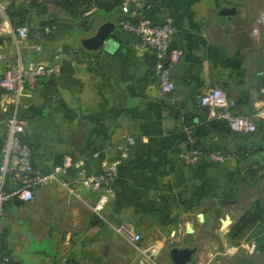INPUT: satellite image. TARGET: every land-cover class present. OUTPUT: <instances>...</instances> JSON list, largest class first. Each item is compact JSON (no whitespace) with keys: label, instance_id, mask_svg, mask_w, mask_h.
<instances>
[{"label":"crops","instance_id":"obj_1","mask_svg":"<svg viewBox=\"0 0 264 264\" xmlns=\"http://www.w3.org/2000/svg\"><path fill=\"white\" fill-rule=\"evenodd\" d=\"M121 1L15 0L7 11L14 26L43 31L41 50L24 52L25 61L60 63L58 75L26 89L17 110L33 166L42 173L63 167L58 176L70 181L81 170L104 172L125 139L133 143L102 218L90 209L96 195L71 196L56 183L37 187L31 201H6L0 228L6 264H151L114 230L121 222L140 235V247H157L160 264H173L175 246L195 247L201 264L205 253L213 262L232 254L244 264H264L258 251L235 253L250 241L231 239L247 211L259 218L241 235L264 228L258 226L264 191L251 190L264 184L263 1L141 0L136 21L159 25L169 18L175 28L171 47L180 58L171 70L175 89L166 95L154 53L118 24ZM9 42L0 35V48ZM214 87L233 99V113L256 114L255 132L232 131L200 105L199 96ZM2 96L0 89V157L10 112ZM192 148L204 154L188 164L180 154ZM211 151L224 161H211Z\"/></svg>","mask_w":264,"mask_h":264},{"label":"built area","instance_id":"obj_2","mask_svg":"<svg viewBox=\"0 0 264 264\" xmlns=\"http://www.w3.org/2000/svg\"><path fill=\"white\" fill-rule=\"evenodd\" d=\"M39 1V0H31ZM15 0H0V35L9 36L7 48H0V89L2 103L10 106V112L5 122V138L0 157V228L3 218L4 204L11 198L22 202L31 201L34 190L39 186L58 184L71 196L81 198V192L96 195V201L90 209L102 218L101 212L105 204L114 195V187L119 176V165L125 156L126 148L133 143L132 137H127L126 147L121 155L106 163V170L100 174H86L80 171L78 176L70 181L61 179L58 174L63 172V167H56L48 173H42L33 166L31 150L20 140L23 132V123L17 116V110L22 102V97L27 88H30L38 79L58 75L61 71L59 61L55 65H42L34 61H25L24 52L40 51L43 31L30 30L26 25L14 26L7 11ZM141 0H124L121 11L124 15L118 22L119 26L139 39L143 50H151L156 58L155 69L158 77L160 92L166 95L175 89L171 78V70L180 58L178 49L171 47V40L175 28L171 19H165L161 24L154 25L146 19L133 22L129 17L135 16L141 8ZM90 12V11H89ZM87 12V13H89ZM58 58V56L56 57ZM259 95L264 105V84L259 89ZM200 105L209 109L214 118L225 121L230 129L235 132L253 133L257 130L254 116L235 114L232 111L234 101L228 97L226 91L214 87L199 96ZM200 148L183 150L180 157L188 164H194L203 155ZM213 162H222L225 156L219 152L207 153ZM82 162L80 161L79 164ZM114 230L125 240L133 244L139 255L151 264H160L157 261L158 249L155 246L142 248L139 246L140 235L134 231L131 224L121 222L113 226ZM245 253H255L256 243L250 241L242 247ZM7 255H0V264L8 262ZM61 264H79L68 260Z\"/></svg>","mask_w":264,"mask_h":264},{"label":"rangeland","instance_id":"obj_3","mask_svg":"<svg viewBox=\"0 0 264 264\" xmlns=\"http://www.w3.org/2000/svg\"><path fill=\"white\" fill-rule=\"evenodd\" d=\"M256 1H257L258 5L260 4L261 1H263V3H264V0H256ZM251 190H253L254 192H257L259 190L264 191V184H263V186H258V187L252 186ZM262 224H263V222L261 221L258 226H262ZM258 231L259 230L252 231L248 236H245V237H243L244 235H241V233H240V235L232 236L231 239L233 242H235V244H238L240 242H243V243L249 242V241L255 240V238H256L255 235H256V232H258ZM219 232H221L222 236L224 237L223 234L225 231L221 230ZM235 253L243 254L245 252H244V249H242V247H241V248H239V250H235ZM198 254L199 253H197V252L194 253L193 259L189 264H201V263H197V260H198L197 257H199ZM205 254L206 255H205V258L203 260L207 264H215V263L216 264H244V262H243L244 259H242L243 258L242 256L236 257V255L232 256V254H228V255H231V258H219L218 260L213 262L214 261L213 258L211 259V261H208V258H210L209 253H205ZM234 257H236V258H234ZM204 262H202V264H204ZM166 264H168V263H166Z\"/></svg>","mask_w":264,"mask_h":264},{"label":"trees","instance_id":"obj_4","mask_svg":"<svg viewBox=\"0 0 264 264\" xmlns=\"http://www.w3.org/2000/svg\"><path fill=\"white\" fill-rule=\"evenodd\" d=\"M124 0L121 1V4ZM123 16H121L119 18V20L121 18H123ZM130 20H132L133 22H137L135 20V18L132 16V17H129ZM119 22V21H118ZM259 215L257 214L256 210H253V211H247L245 212L242 217L233 225V228H232V236H236V235H239L242 230L248 226V225H251V224H254L257 220V218ZM261 222V220H260ZM263 224L261 227H264V220L262 221ZM263 230H260L258 232H256V238H255V243H256V249L259 253H261L263 256H264V228H262ZM0 255H5L2 250L0 251Z\"/></svg>","mask_w":264,"mask_h":264},{"label":"water","instance_id":"obj_5","mask_svg":"<svg viewBox=\"0 0 264 264\" xmlns=\"http://www.w3.org/2000/svg\"><path fill=\"white\" fill-rule=\"evenodd\" d=\"M219 234L222 236L221 232H219ZM223 238L227 241V246L229 247L231 244L230 240L225 237ZM195 252V247L175 246L169 250V258L173 264H189L192 261Z\"/></svg>","mask_w":264,"mask_h":264}]
</instances>
